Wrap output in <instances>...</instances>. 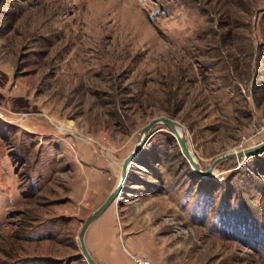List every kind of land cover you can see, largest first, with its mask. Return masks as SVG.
Listing matches in <instances>:
<instances>
[{
    "label": "rangeland",
    "instance_id": "obj_1",
    "mask_svg": "<svg viewBox=\"0 0 264 264\" xmlns=\"http://www.w3.org/2000/svg\"><path fill=\"white\" fill-rule=\"evenodd\" d=\"M157 116L202 169L264 140V0H0V264H87L79 230ZM85 244L264 264V150L203 177L155 126Z\"/></svg>",
    "mask_w": 264,
    "mask_h": 264
},
{
    "label": "water",
    "instance_id": "obj_2",
    "mask_svg": "<svg viewBox=\"0 0 264 264\" xmlns=\"http://www.w3.org/2000/svg\"><path fill=\"white\" fill-rule=\"evenodd\" d=\"M157 125H164L169 129V131L174 135L175 139L178 142V145L181 149L182 154L189 161L192 166L194 172L199 176L209 177L213 174V170L215 167L222 161L226 159L232 158H240L244 156H250L252 154L258 153L264 150V140L260 141L257 144L252 146L242 148L239 150H234L230 152L223 153L216 157L213 162L209 165L208 168L202 169L200 163L195 158L194 153L190 150L187 140L185 138V131L183 126L176 120L167 117V116H157L148 121L143 128L141 129L137 141L131 150V152L121 161L120 163V175L119 179L115 185V187L111 190V192L106 196L103 202L94 209L84 220L79 233H78V241L81 251L82 258L86 261L87 264H98L94 258L91 256L87 246L85 244V233L89 227V225L99 217L105 210L108 208L112 202L119 196L122 189L125 186L127 175L129 171V166L131 162L136 158L137 154L141 150L142 146L146 142L147 138L151 135V130ZM181 128V132L178 131L177 128Z\"/></svg>",
    "mask_w": 264,
    "mask_h": 264
},
{
    "label": "built area",
    "instance_id": "obj_3",
    "mask_svg": "<svg viewBox=\"0 0 264 264\" xmlns=\"http://www.w3.org/2000/svg\"><path fill=\"white\" fill-rule=\"evenodd\" d=\"M134 262L136 264H155L153 263L151 260L147 259V258H144L142 256H139L138 254L135 255L134 257H132Z\"/></svg>",
    "mask_w": 264,
    "mask_h": 264
},
{
    "label": "bare ground",
    "instance_id": "obj_4",
    "mask_svg": "<svg viewBox=\"0 0 264 264\" xmlns=\"http://www.w3.org/2000/svg\"><path fill=\"white\" fill-rule=\"evenodd\" d=\"M71 126H72V124L70 122H68V124L66 125L65 129L66 130H71L72 129ZM177 129H178L179 132H181V128L178 127Z\"/></svg>",
    "mask_w": 264,
    "mask_h": 264
}]
</instances>
